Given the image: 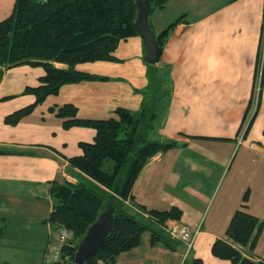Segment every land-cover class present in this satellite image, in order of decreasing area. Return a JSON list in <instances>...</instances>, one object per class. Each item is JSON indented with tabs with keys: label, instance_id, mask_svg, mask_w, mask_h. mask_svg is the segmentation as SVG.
I'll list each match as a JSON object with an SVG mask.
<instances>
[{
	"label": "crops",
	"instance_id": "0c3cea01",
	"mask_svg": "<svg viewBox=\"0 0 264 264\" xmlns=\"http://www.w3.org/2000/svg\"><path fill=\"white\" fill-rule=\"evenodd\" d=\"M263 12L264 0H169L162 9L149 13L155 35L179 18L155 64L165 71L163 84L170 90L163 123L189 121L191 115L203 116V123L191 129L157 131L154 140H175L177 147L152 156L131 193L134 204L147 210L177 206L182 214L177 222L196 237L187 251L183 243L166 235L164 227L126 202L131 215L166 235L174 249L159 240L152 242L149 229L137 247L117 256L115 264H192L197 259L201 264H232L213 257L211 245L227 240L229 219L245 192V210L263 219V202H257L262 187L256 182L264 160ZM43 73L41 67L20 65L7 69L0 79V243L10 248L29 244L28 249L20 247L22 254H36L31 259L45 264L44 253L57 235L56 227L44 223L52 210L49 183H84L107 190L67 162L81 153L79 142L94 139L92 129L65 130L58 117V122L51 121L42 115L44 111L39 116L32 111L16 125L3 122L5 116L33 102V96L23 90L37 86ZM190 102H201L198 110ZM250 119L253 123L248 128ZM239 150L243 151L238 157ZM241 254L252 260L264 257L256 248L251 254L242 247Z\"/></svg>",
	"mask_w": 264,
	"mask_h": 264
},
{
	"label": "trees",
	"instance_id": "16d2710c",
	"mask_svg": "<svg viewBox=\"0 0 264 264\" xmlns=\"http://www.w3.org/2000/svg\"><path fill=\"white\" fill-rule=\"evenodd\" d=\"M143 1L151 13L162 9L169 0ZM14 5L13 12L0 21V79L7 69L20 65L41 67L44 73L37 86L23 90V94L33 96V102L5 116L3 122L6 125L19 123L46 98L56 96L65 84L104 80L98 75L77 70L75 66L97 60L117 61L113 53L119 42L138 36L134 22L136 0H16ZM178 22L179 18L156 34L160 50L169 31ZM55 64L64 67H56ZM155 80L153 78L150 83L154 93L156 89L152 83ZM149 106L145 96L138 112L131 113L124 107H117L113 110L114 115L107 119L79 117L78 107L70 102L53 104L47 109L48 113L61 120L65 130L80 127L94 131V139L79 142L81 153L68 157L67 162L107 190L102 192L92 184L84 183L73 185L58 180L49 183L52 210L44 223L58 230L65 229L71 235L61 245L59 259L49 264H75L74 252L103 210L113 219L111 230L105 241L82 264H115L119 254L139 245L141 235L150 228L130 214L126 202L159 227L182 217L177 206L159 211L134 204L132 188L147 161L158 153L177 147L175 140L162 142L149 138L156 117L155 108ZM252 123L253 119H250L248 128ZM247 200L245 192L240 207L229 219L225 231L227 240L218 239L211 245L213 257L232 264H264V257L252 260L241 254L242 247L253 253L264 225V220L260 221L245 210ZM150 230L152 242L159 240L167 248L174 249L166 235ZM2 232L3 228H0V236ZM201 263V259H197L192 264ZM1 264L10 263L3 261Z\"/></svg>",
	"mask_w": 264,
	"mask_h": 264
},
{
	"label": "rangeland",
	"instance_id": "374dc122",
	"mask_svg": "<svg viewBox=\"0 0 264 264\" xmlns=\"http://www.w3.org/2000/svg\"><path fill=\"white\" fill-rule=\"evenodd\" d=\"M16 0H0V21L4 20L5 17L10 15L14 10V3ZM156 11V9H155ZM151 19V17H150ZM158 25H155V29ZM264 42V37L262 38ZM118 47L114 51V56L117 57V61H100L97 62H85L77 64L75 68L81 70L82 72H89L99 77L105 78L104 80L98 81H86L85 83H75V84H65L60 88L55 97L46 98L42 104L38 105L34 110L33 114L39 116L42 111L47 119L57 120L56 117L51 116L47 113L48 105H51L53 101L58 104L66 102H71L78 107L77 116H102V119L109 118L113 114V110L117 107H124L131 113L138 112L140 110L142 101L145 100L155 108L156 117L153 120V130L150 132V138L155 139L157 131H168L182 129L196 128L202 124L203 116L191 115L192 119L189 121L180 119L170 120L168 124L163 123L166 112L165 108L167 106V93L170 90L163 84L165 82V71L160 68H156V65L151 66L143 61V46L142 41L139 36H131L125 41H120L117 45ZM260 46V50H261ZM162 54V53H161ZM262 55V54H261ZM162 61L165 59V55L161 56ZM156 79L152 83L156 89L155 93L152 92V87L150 83L152 80ZM259 81V79H258ZM258 87V85H257ZM257 89V88H256ZM201 102H190L189 105L198 110ZM83 118V117H82ZM94 119H101V117H88ZM87 118V119H88ZM61 125V122H60ZM62 127V126H61ZM208 129L209 127H203ZM238 151V157L240 152ZM237 161L232 164L231 173L236 165ZM262 172L256 180L257 185L261 188L258 192V197L263 199L262 201L258 199V205L263 202V215H264V160L262 162ZM257 188V186H256ZM260 189V188H258ZM129 203V202H127ZM130 204V203H129ZM131 205V204H130ZM133 206V205H132ZM264 220V217L261 221ZM55 239L48 245L47 252L45 251L46 260H49L52 255L51 252L55 245L57 244L56 238L61 230L57 228ZM25 232V231H21ZM54 235V233H53ZM52 235V237H53ZM4 242V241H3ZM256 250L260 251L264 255V225L259 231L258 238L256 240ZM28 249L29 244H23L22 246H15L14 248L6 247L3 243H0V264L3 261H8L10 264H44L38 260V258L31 259L35 257L36 254L28 253L22 254V249ZM192 249V248H191ZM40 262V263H39Z\"/></svg>",
	"mask_w": 264,
	"mask_h": 264
},
{
	"label": "water",
	"instance_id": "95a60500",
	"mask_svg": "<svg viewBox=\"0 0 264 264\" xmlns=\"http://www.w3.org/2000/svg\"><path fill=\"white\" fill-rule=\"evenodd\" d=\"M136 11L135 31L145 48L143 61L154 66L159 61L161 50L156 35L148 22L149 10H147L143 0H136ZM97 217L74 252L75 264H82L86 257L91 255L105 241L111 230L110 226L113 219L107 214L106 210L99 213Z\"/></svg>",
	"mask_w": 264,
	"mask_h": 264
},
{
	"label": "built area",
	"instance_id": "2783aa9c",
	"mask_svg": "<svg viewBox=\"0 0 264 264\" xmlns=\"http://www.w3.org/2000/svg\"><path fill=\"white\" fill-rule=\"evenodd\" d=\"M260 51H261V54L264 55V42L261 46ZM257 85L258 87L256 91H259L260 85L259 84ZM59 230L61 231L59 232V235L56 238L57 244L53 248L51 252L52 255L50 256L49 260H46L45 262L46 264H49L59 259L61 245L65 244L66 241L69 240L71 236L69 232L65 229H59ZM164 231L166 235L170 237L172 240L175 239L183 243L185 247L187 248V251H189L192 248V244L196 236H195V233L194 234L191 233L186 226H182L178 222L173 221V220L169 222L167 221L164 225Z\"/></svg>",
	"mask_w": 264,
	"mask_h": 264
},
{
	"label": "bare ground",
	"instance_id": "6f19581e",
	"mask_svg": "<svg viewBox=\"0 0 264 264\" xmlns=\"http://www.w3.org/2000/svg\"><path fill=\"white\" fill-rule=\"evenodd\" d=\"M176 221V220H175ZM177 222V221H176Z\"/></svg>",
	"mask_w": 264,
	"mask_h": 264
}]
</instances>
